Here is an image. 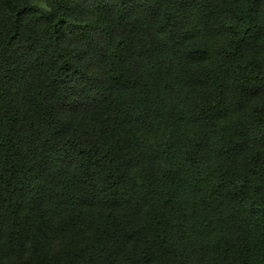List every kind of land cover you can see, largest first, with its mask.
I'll return each mask as SVG.
<instances>
[{
    "label": "trees",
    "instance_id": "trees-1",
    "mask_svg": "<svg viewBox=\"0 0 264 264\" xmlns=\"http://www.w3.org/2000/svg\"><path fill=\"white\" fill-rule=\"evenodd\" d=\"M0 264H264V0H0Z\"/></svg>",
    "mask_w": 264,
    "mask_h": 264
}]
</instances>
